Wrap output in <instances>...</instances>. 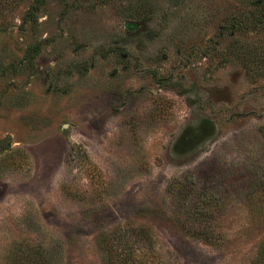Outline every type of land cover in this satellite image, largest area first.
<instances>
[{
    "label": "rangeland",
    "instance_id": "1",
    "mask_svg": "<svg viewBox=\"0 0 264 264\" xmlns=\"http://www.w3.org/2000/svg\"><path fill=\"white\" fill-rule=\"evenodd\" d=\"M254 1L0 0V264L256 263Z\"/></svg>",
    "mask_w": 264,
    "mask_h": 264
},
{
    "label": "trees",
    "instance_id": "2",
    "mask_svg": "<svg viewBox=\"0 0 264 264\" xmlns=\"http://www.w3.org/2000/svg\"><path fill=\"white\" fill-rule=\"evenodd\" d=\"M264 0H255L254 2L251 3L252 7L255 9L257 7V10L259 13H263L264 10L262 7V3H263ZM261 24L263 23L262 21H260ZM224 28V27H222ZM223 30V29H222ZM259 256H258V259L256 260V263L255 264H264V245L260 246L259 248V252H258ZM46 257L42 258L41 261H39L40 264H44L46 262ZM31 264H35V262H31Z\"/></svg>",
    "mask_w": 264,
    "mask_h": 264
}]
</instances>
